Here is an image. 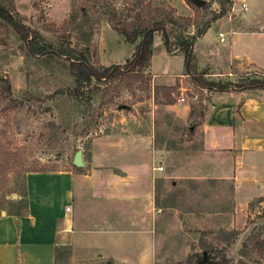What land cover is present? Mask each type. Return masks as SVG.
Returning a JSON list of instances; mask_svg holds the SVG:
<instances>
[{"label":"crops","instance_id":"0c3cea01","mask_svg":"<svg viewBox=\"0 0 264 264\" xmlns=\"http://www.w3.org/2000/svg\"><path fill=\"white\" fill-rule=\"evenodd\" d=\"M232 1L234 14L215 21L217 37L209 26L196 38L206 49L196 65L209 69L208 80L228 77L225 83H232L233 75L254 73L263 63L264 0ZM213 43L218 58L211 57ZM205 92L197 117L189 103L152 98L118 132L92 138L77 171L27 173L25 207L0 210V264H55L65 247L93 253L105 264H171L178 259L171 243L184 249L188 218L196 212L191 208L196 202L206 210L214 187L222 194L212 202L225 201L227 187L235 209L264 198V90ZM173 123L187 126L189 137L181 132L175 139ZM162 182L176 190L173 203L159 201ZM222 212L224 206L198 212L201 224L228 216ZM161 234L169 242H161Z\"/></svg>","mask_w":264,"mask_h":264},{"label":"rangeland","instance_id":"374dc122","mask_svg":"<svg viewBox=\"0 0 264 264\" xmlns=\"http://www.w3.org/2000/svg\"><path fill=\"white\" fill-rule=\"evenodd\" d=\"M203 1L205 9L192 7L187 0H0L12 20L21 26L18 32L13 24L0 19V78L7 79L11 89L9 96L0 95V210L18 212L25 207L27 173L77 171L79 168L72 165L73 155L81 150L88 156L92 138L107 131L118 132L132 119L131 115L147 110L152 100L163 104L160 95L157 99L153 96L157 85L173 87L171 97L176 103L183 97V103L191 104L196 117L199 115L208 90L199 89L185 74L183 54L174 45L171 51H166L160 33L153 37L150 62L143 70L149 90L138 89V84L124 88L108 80L97 82L99 91L95 96L87 100L84 95V100H78L70 94L74 79L69 64L85 61L100 72L121 65L131 57L140 39L125 42L116 31L118 27L130 22L138 26L140 19L174 21L166 24L170 39L175 43L179 38H195L193 65L196 73L204 77L209 69L196 64L206 49L198 46L196 38L209 26H213L217 37L215 21L230 18L232 0ZM221 8L225 9V15L215 19ZM218 30L226 32V27ZM21 36L28 37L25 43ZM31 41L36 47L54 52L30 54L26 42ZM216 45L213 43L211 57L215 54L218 58ZM262 59L258 71L235 74L230 78L232 83L262 75ZM227 78L211 76L210 80L205 77L204 80L225 83ZM196 121L197 118L191 123L196 128L192 132L195 138ZM174 126L175 139L181 132H186L185 138L189 137L187 126L179 123ZM223 188L225 201L212 202L222 194L214 187L215 194L208 195L213 200L206 202V208L202 207L206 210H198L196 202L193 204L191 209L196 212L193 218H188L190 224L186 227L190 232L185 235L184 249L173 243L169 247L178 258L171 264H185L193 253H198L194 263L203 264L201 254L209 247L219 251L217 259L223 264H264V255L257 254L250 243L251 236L264 231V198L253 199L245 210L235 209L229 189ZM175 191L169 182H162L158 185L159 201L173 203ZM223 206L222 214L228 216L208 217L207 223L201 224L204 218L198 212L209 213ZM169 221L175 222L173 217ZM160 241L167 243L169 238L161 234ZM95 256L87 251L59 248L55 264H105L97 262Z\"/></svg>","mask_w":264,"mask_h":264},{"label":"trees","instance_id":"16d2710c","mask_svg":"<svg viewBox=\"0 0 264 264\" xmlns=\"http://www.w3.org/2000/svg\"><path fill=\"white\" fill-rule=\"evenodd\" d=\"M187 2L192 7L201 9H205L207 7H198L191 0H187ZM223 15H225V9L221 8L220 13L217 17H215V19ZM0 19L13 24L15 29L20 32L21 26H18V23L12 20L11 14L1 3ZM137 22L138 26H136L134 22H130L116 29L117 33L121 34L124 37L125 42L134 43L137 38L140 39L131 57L127 59L123 64L111 66V68H107L100 72L99 70L94 69L85 61H79L76 64L70 61V74L74 79V86L70 90V94L72 97L78 100H84L82 98L85 95L86 99L89 100L98 93V84H101V81H104L103 83H105L108 80H110V83L113 82L114 85H120L124 88H130L132 85L138 84V89L149 90V84L145 80L146 77H144L143 75V70L149 65L152 55V40L154 35L157 33H160L166 51H171V48L174 45L183 54L185 74L190 76L191 80L196 86L205 88L208 91L217 92L228 90H264V75H252L249 77H245L237 83H217L204 80L202 74L196 73L195 67L193 65L194 54L192 52V46L195 38H179L174 43L170 39V35L166 29V24L168 22L173 24L175 23L174 21L161 20L158 22L153 19H140L137 20ZM21 39L25 43L28 37L21 36ZM32 42L33 41H31V43L26 42V45H29L27 49H29L30 54L35 53L37 55H47L54 52H49L48 49L43 46L36 47L33 45L34 43L32 44ZM10 92L11 89L8 80L5 78H0V95L2 94L3 96H9ZM173 92V87L155 86L153 88L154 98L157 99L156 97L160 95L163 99V104L175 103V100L171 97V94ZM250 243L251 248L257 254L264 255V231L258 232L256 235L251 236ZM218 254L219 251L212 247H209L201 254L202 259L204 260L203 264H223L222 261L217 259ZM197 257L198 253H193L189 256L185 264H195L194 261L197 259Z\"/></svg>","mask_w":264,"mask_h":264},{"label":"water","instance_id":"95a60500","mask_svg":"<svg viewBox=\"0 0 264 264\" xmlns=\"http://www.w3.org/2000/svg\"><path fill=\"white\" fill-rule=\"evenodd\" d=\"M196 6L202 7L205 4V1L203 0H191ZM72 165L76 168H80L83 166V160H82V152L81 150H77L72 158Z\"/></svg>","mask_w":264,"mask_h":264},{"label":"built area","instance_id":"2783aa9c","mask_svg":"<svg viewBox=\"0 0 264 264\" xmlns=\"http://www.w3.org/2000/svg\"><path fill=\"white\" fill-rule=\"evenodd\" d=\"M231 5H233V6H231V13H233L234 12V9H235V3L232 1V4ZM240 10H243V11H245L246 10V5L244 4V3H241L240 4ZM234 14V13H233ZM230 16H231V14H230ZM218 36H219V38H220V41H223V36H224V34L223 33H219L218 34ZM262 75H264V73H262ZM179 103H183L184 102V98L183 97H180L178 100H177ZM67 211H68V209H66Z\"/></svg>","mask_w":264,"mask_h":264}]
</instances>
